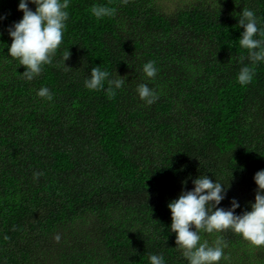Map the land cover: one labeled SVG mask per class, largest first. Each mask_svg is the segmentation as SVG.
Instances as JSON below:
<instances>
[{
    "label": "trees",
    "instance_id": "16d2710c",
    "mask_svg": "<svg viewBox=\"0 0 264 264\" xmlns=\"http://www.w3.org/2000/svg\"><path fill=\"white\" fill-rule=\"evenodd\" d=\"M18 4L0 0V264H149L151 254L187 264L168 204L201 175L230 184L218 207L235 198V214L251 210L253 177L264 169V62L251 83L237 82L252 66L238 15L251 9L264 27V0L174 9L162 0H71L53 63L32 81L8 56ZM93 5L116 12L97 20ZM97 66L126 77L115 95L106 81L104 90L84 87ZM141 83L155 90L153 104L139 98ZM45 86L52 101L36 95ZM216 239L226 245L219 264H264V246L230 230L201 233V242Z\"/></svg>",
    "mask_w": 264,
    "mask_h": 264
},
{
    "label": "clouds",
    "instance_id": "9594fccd",
    "mask_svg": "<svg viewBox=\"0 0 264 264\" xmlns=\"http://www.w3.org/2000/svg\"><path fill=\"white\" fill-rule=\"evenodd\" d=\"M121 3L127 4L128 0H121ZM30 4L35 5V11L29 7ZM70 4L71 0H19L18 10L22 11L23 17L9 26L8 35L12 42L7 45V49L10 58L25 66V71L20 75L27 81L40 76L44 66L53 63V57L67 29ZM90 11L99 20L112 17L116 8L93 5ZM3 19L6 17H0V21ZM259 25L260 21L255 12L243 8L238 15V27L243 28L238 44L247 51V59L252 66L244 65L237 74L236 80L241 86L252 82L255 67L264 62V27ZM70 55L69 50L63 54L65 67H68L65 62ZM142 73L146 79H154L157 74L155 62L145 63ZM105 81L108 94L115 95L116 90L124 86L126 77L118 74L116 78H112L109 71L97 66L91 69L90 75L84 80V87L90 91L104 90ZM136 92L148 105L158 99L155 90L146 83L139 84ZM36 95L47 101L53 100V94L46 86L41 87ZM33 175L38 178L42 173ZM253 179L257 185L255 202L251 203L250 211H244L240 215L235 214L240 207L235 198L232 199L229 209L218 207L226 198L230 184H225L218 178L213 182L208 175L194 179L192 190L182 191L177 199L168 204L172 221L170 231L175 233V248L187 264H219L222 259H227L224 253L226 245L220 239L212 244L207 240L201 242L202 232L212 234L230 230L252 246H264V169L257 171ZM183 183L186 185L187 182ZM59 239L57 235L56 240ZM148 260L149 264H166L162 254H151Z\"/></svg>",
    "mask_w": 264,
    "mask_h": 264
},
{
    "label": "rangeland",
    "instance_id": "374dc122",
    "mask_svg": "<svg viewBox=\"0 0 264 264\" xmlns=\"http://www.w3.org/2000/svg\"><path fill=\"white\" fill-rule=\"evenodd\" d=\"M192 1L193 0H162V5L166 9H174L179 6H184L185 4H188Z\"/></svg>",
    "mask_w": 264,
    "mask_h": 264
}]
</instances>
